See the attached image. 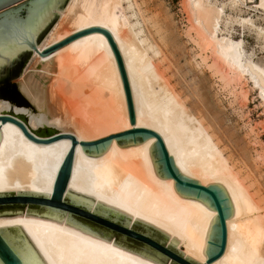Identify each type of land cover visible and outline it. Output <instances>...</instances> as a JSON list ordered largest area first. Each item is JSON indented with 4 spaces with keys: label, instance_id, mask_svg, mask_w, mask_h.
<instances>
[{
    "label": "bare ground",
    "instance_id": "1",
    "mask_svg": "<svg viewBox=\"0 0 264 264\" xmlns=\"http://www.w3.org/2000/svg\"><path fill=\"white\" fill-rule=\"evenodd\" d=\"M115 1L68 0L61 12L52 10L59 15L58 20L36 46V51L41 54L88 28L107 30L123 62L135 115L134 126L129 124L114 55L107 39L98 33L78 38L45 57L32 50L33 62L21 75L18 89L37 112L0 99V117L12 116L36 139L63 134L76 138L78 144L64 198L70 196L91 210L98 203L128 216L130 224L138 220L149 225L167 235L168 243L172 239L179 242L176 247L185 257L204 264L213 251L208 242L217 237V212L204 196L196 198L162 174L154 137L129 138L120 143L112 139L88 151L80 145L134 128L156 132L178 174L216 188L224 199L226 244L221 257L211 264H264V208L223 156L219 139L222 133L214 120L219 112L212 104L206 78L192 79L191 96L196 102L191 106L187 102L189 95L185 92L187 97L184 96L183 91L177 93L165 78L163 87L157 91L155 83L162 75L153 61L156 57L151 56L161 53V49L149 37L151 34L148 36L142 29L140 34L144 32L145 38L140 37L134 23L120 20L112 13ZM240 5H244V0H228L221 7L210 0H187L185 6L190 29L205 42L213 60L223 63L230 80L242 84V90L249 77L264 104V68L246 58L242 41L219 37L222 18L226 17L225 25L234 20L242 27L254 29L264 41V30L249 17L236 16L232 20L225 15L226 7L235 12ZM258 8L264 13V0H259ZM66 20L70 30L65 28ZM152 50L155 52L150 55ZM206 59L202 60L206 62ZM213 60L211 65L207 64L211 72L216 64ZM85 88L89 94L82 93ZM197 104L199 110L195 108ZM218 124L222 125V120ZM0 133V193L35 192L49 194L50 198L71 142L36 144L10 122L0 121ZM243 150L245 156L246 150ZM25 214L0 218V228L20 226L46 264H156L113 245V238L106 242L64 225L67 215L58 224L25 217Z\"/></svg>",
    "mask_w": 264,
    "mask_h": 264
},
{
    "label": "water",
    "instance_id": "2",
    "mask_svg": "<svg viewBox=\"0 0 264 264\" xmlns=\"http://www.w3.org/2000/svg\"><path fill=\"white\" fill-rule=\"evenodd\" d=\"M68 0H0V99L8 100L16 107H28L35 111L16 91V85L9 80L17 79L31 57L36 46L47 35L59 15L52 10L61 12ZM98 33L103 35L112 50L120 74L129 124L133 127L135 115L128 81L123 62L111 34L100 27H92L61 41L44 50L41 57H45L55 50L83 36ZM9 98V99H8ZM18 101H16V100ZM8 114H14L9 112ZM2 124L10 122L19 127L26 138L36 144L48 145L59 140H69L68 150L56 176L53 192L49 194L35 192H5L0 193V218L15 216L35 217L54 221L76 228L96 238L110 242L113 245L139 255L156 264H200L177 250L179 242L172 239L166 245L169 237L161 231L138 220L130 224L131 218L103 205L96 204L93 210L86 205L74 202L70 196L64 198L70 180L75 148L78 144L72 135H58L50 139H36L26 127L12 116L0 117ZM138 137H154L156 139L155 152L163 175L172 178L177 188L193 193L196 198L204 196L217 212V237L210 240L209 246L213 251L208 255L204 264H211L221 257L226 244V208L224 199L218 190L212 186H203L197 182L183 178L173 167L171 158L165 148L162 138L154 131L145 128H134L119 134L92 141L81 142L87 148H97L112 139L118 143ZM1 138V133H0ZM26 205L27 210L24 211ZM130 224V225H129ZM132 225V226H131ZM175 245V246H174ZM0 264H46L27 238L20 226L0 228Z\"/></svg>",
    "mask_w": 264,
    "mask_h": 264
},
{
    "label": "rangeland",
    "instance_id": "3",
    "mask_svg": "<svg viewBox=\"0 0 264 264\" xmlns=\"http://www.w3.org/2000/svg\"><path fill=\"white\" fill-rule=\"evenodd\" d=\"M119 2H121V5ZM210 2L217 7H221L228 0H210ZM258 3L259 0H244V5L238 6L239 10L237 8L235 12L226 7L225 15L232 17V20L237 17L250 18L257 27L264 30V13L258 8ZM185 5L187 6V0H116L112 13L120 20L128 19L130 24L133 25L134 23V26H136L134 29H138L136 31L139 32L140 37L145 38L144 32L140 34L143 29L148 36L151 34L149 37L152 36V40L156 44L158 43L161 53L158 55L155 53V56L154 54L151 56L152 58L156 57V60L153 58V61L157 65L158 72L162 75L161 80L159 79L155 83L157 91H160L164 85L163 82L167 81L175 91H178L177 93L183 91L184 96L189 95V97H186L189 106H191L196 102L195 98L191 96L192 79L195 76L204 80L206 78L205 84L207 86H205L209 90L212 104L215 108L217 107L216 109L219 112L217 113L218 116H215L216 113L214 112H212L214 114L212 115L216 117H214V120L219 126L220 133H222L219 139L221 138L220 146L222 145V148H220L223 156L229 160L228 163L238 173L239 178H243L241 181H245L244 185L248 187V192L257 197L256 199L260 202L259 205L264 208V104L249 77H247L242 90V84L230 80L231 75L227 73L223 63L218 59L213 60L211 52L205 46V42L190 29V18H188L189 14ZM225 21L226 17H223L219 37L227 36L235 42L242 41L246 58L257 66L264 68L263 39L257 35L254 29L242 27L234 20L231 24L225 25ZM66 23L68 24L67 20L64 21L65 28H69ZM145 44L149 46V43L145 42ZM150 52L154 53L155 51ZM204 57H207V63L202 60ZM211 60L216 62L212 72L207 65L208 63L211 65ZM31 62H33L32 57L25 64L21 75L24 71H28ZM226 73L230 76H224ZM21 75L20 77H22ZM20 77L9 81L16 85V91L22 96L18 89ZM0 87H2V84H0ZM89 92L88 88L82 91L83 94H89ZM244 92H246V95L243 94ZM195 108L200 109L198 104ZM221 120L222 125H219L221 122L218 124V121ZM244 148L246 157L242 154ZM251 161L254 163H251ZM27 207L26 205L24 211L27 210ZM168 242H166V245H169ZM175 248L180 251L176 246Z\"/></svg>",
    "mask_w": 264,
    "mask_h": 264
},
{
    "label": "trees",
    "instance_id": "4",
    "mask_svg": "<svg viewBox=\"0 0 264 264\" xmlns=\"http://www.w3.org/2000/svg\"><path fill=\"white\" fill-rule=\"evenodd\" d=\"M14 100H16V99H14ZM16 101H18V100H16Z\"/></svg>",
    "mask_w": 264,
    "mask_h": 264
},
{
    "label": "flooded vegetation",
    "instance_id": "5",
    "mask_svg": "<svg viewBox=\"0 0 264 264\" xmlns=\"http://www.w3.org/2000/svg\"><path fill=\"white\" fill-rule=\"evenodd\" d=\"M9 99V98H8Z\"/></svg>",
    "mask_w": 264,
    "mask_h": 264
}]
</instances>
